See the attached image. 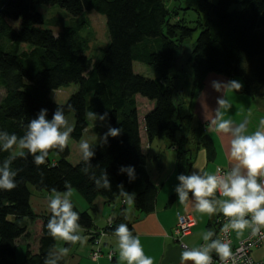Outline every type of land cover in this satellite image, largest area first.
<instances>
[{
	"label": "trees",
	"instance_id": "obj_1",
	"mask_svg": "<svg viewBox=\"0 0 264 264\" xmlns=\"http://www.w3.org/2000/svg\"><path fill=\"white\" fill-rule=\"evenodd\" d=\"M39 5L57 6L76 20L54 33L42 27L45 21L36 10ZM199 6L194 9L199 15L197 25L188 27L173 21L174 10H169L163 0H0V88L4 93L0 131L22 136L27 122L41 109H47V118L51 119L58 105L64 107L66 117L73 114L70 138L75 141L88 127L90 111L107 113L110 127L121 129L118 137H108L107 143L101 140L94 148L88 175L81 172L85 166L82 159L77 164L67 161L68 146L63 152L52 150L49 156L55 153L58 158L48 156L39 167L31 155H16L12 168L20 170L15 178L17 187L0 190V264H17L16 243L30 238L29 221L41 225V234L37 253L31 252L28 242L25 244L23 263L43 264L47 254L55 252L56 240L48 235L46 227L51 213H34L30 186L46 193L53 188L63 192L65 182H69L90 208L97 198L108 205H119L112 224L103 228L106 237L114 236L121 223L127 224L134 235L118 185L135 194L130 205L135 211H154L158 188L145 168L147 154L142 147L136 96L153 102L143 116L147 142L163 138L168 147L176 148L177 170L185 175L199 149L205 150L208 161L216 155L212 138L195 120L193 109L188 112L209 74L238 78L243 87L237 94L264 99V0H218L215 4L201 0ZM92 10L105 17L108 33V43L96 60L87 55L88 41L80 35L85 23L81 16ZM188 41L192 42L188 63L192 65L193 81L186 103L176 84L182 79L183 69L178 72L175 68L177 53ZM134 62L153 67L156 76L136 74ZM70 84L78 87L65 103L51 99L53 91ZM186 104L187 113H182ZM11 155L12 151H0V163ZM157 161L161 166L160 157ZM121 166H134L136 178L129 182L127 173L119 172ZM102 171L108 175L110 189L96 188L90 178L92 173L98 178ZM73 205L93 245L101 229L90 232L94 226L91 214ZM209 227L216 232L215 220ZM58 264H64L63 258Z\"/></svg>",
	"mask_w": 264,
	"mask_h": 264
},
{
	"label": "clouds",
	"instance_id": "obj_2",
	"mask_svg": "<svg viewBox=\"0 0 264 264\" xmlns=\"http://www.w3.org/2000/svg\"><path fill=\"white\" fill-rule=\"evenodd\" d=\"M211 86L223 95L217 98L218 107L215 117L211 120L208 130L213 133L229 134V158L233 162L230 168L215 172H201L194 170L191 174H179L175 193L182 206L191 205L197 212L209 216L219 213L227 218L221 228L222 233L235 232L242 237L250 230V237L264 239V118L259 120L257 129L248 132V121L234 123L232 119H225L226 112L231 108L226 93L238 92L243 85L236 80L227 82L212 81ZM71 108V105L68 106ZM87 117L93 121H103L107 113L98 115L92 111ZM74 127L69 123L63 106L58 105L52 118H47V109H41L36 118L30 119L25 125L22 136L7 131H0V151L11 152L18 149V155H31L33 163L39 167L44 165L52 150L63 152L71 137ZM121 129L109 127L102 140L107 143L108 137H118ZM79 149L84 167L81 172L88 175L92 168L91 160L95 156L94 144L81 139ZM26 150V151H25ZM16 155L0 163V190L12 191L17 187L16 176L19 169H13L12 163ZM120 173H127L129 182L135 177L134 166H121ZM96 188L110 189L108 175L102 171L97 178L94 173L90 176ZM120 195L128 205L134 204L135 194L123 190L118 185ZM65 191L53 188L48 198L47 207L51 215L47 221V233L54 240H61L67 244L77 243L83 246L87 237L81 235L83 231L79 223L80 214L74 210L72 196L74 189L69 182H65ZM219 195V199H216ZM191 196V200H190ZM117 239L119 261L125 264H154L152 257L145 255L138 236L133 235L127 224L121 223L113 232ZM216 233L209 229L202 234L204 243L199 247H184L180 254V264L192 261L193 264H213V255L219 257L220 264H237V255L233 253L231 244L219 238L212 239ZM210 241V242H209ZM68 247H59L55 252H49L43 264H58V261L69 254Z\"/></svg>",
	"mask_w": 264,
	"mask_h": 264
},
{
	"label": "crops",
	"instance_id": "obj_3",
	"mask_svg": "<svg viewBox=\"0 0 264 264\" xmlns=\"http://www.w3.org/2000/svg\"><path fill=\"white\" fill-rule=\"evenodd\" d=\"M190 53L186 58L187 61ZM182 67L183 64L181 65V69H183ZM180 80L181 79L179 78V81ZM214 80L220 82L236 80L242 83V81L238 78H229L214 73H211L206 77L203 88L194 102L193 115L195 120L198 123L202 124L205 132L208 133L212 138L216 155L212 161H208L205 150L203 148L199 149L190 167L189 174H191V172L194 170L213 173L215 172L217 167L228 170L233 163L229 158L231 139L230 135L213 133L208 130L211 120L215 117V109L218 107L217 98L223 95V91L217 92L211 86V82ZM180 89L182 88L178 87V90ZM226 95L229 103L231 104V108L226 112L224 118L232 119L234 123H240L244 120H247L248 132L251 133L255 131L259 125V120L261 118H264V99H253L245 95H239L235 91H229L226 93ZM142 100L146 101V105L148 104L147 108L151 110L153 107V102L143 99L140 96H136L137 105H139V102H142ZM140 135L142 140V147L143 149L145 148L144 151L147 154V161L145 165L146 171L151 182L158 188L155 209L151 213L144 214L135 211L131 206L126 204L123 210L125 211L128 221L133 225L134 235L138 236L141 241L145 255L152 257L154 260V264H180V254L183 248L179 245L178 242H176L173 237V230L175 228L178 217L182 214L190 213L195 219L196 224L193 227L192 232L183 237L181 240L186 247L192 248L199 247L204 243V241L202 240V234L206 230L210 229V223L218 218L221 213H219V210H217V214L211 216L199 213L194 208V201L192 202L193 206L180 205L178 202L177 194L175 193V187L179 183V181L177 180V176L180 174L177 170L176 165L177 149H168L166 147L167 143L163 138H155L152 142L148 143L146 140L144 128L143 130L140 129ZM159 157L162 161L161 166L158 165L157 161ZM30 192L32 195L31 190ZM171 197L172 201L169 202ZM219 198V195H217L216 199ZM40 205H42L41 209L36 211L32 209L34 213L36 215L47 214L49 210L48 207L45 206L44 201L43 203L35 202V206ZM94 205V208H90V206H88V204L86 203V205L80 208L81 210L89 211L90 214L92 211L101 212V221L97 218H93L91 214L94 226L90 232L98 231L104 228L106 226V219H108L110 216H115L120 211L119 205L117 207L105 204L102 198H97ZM75 206L77 207L76 204ZM37 229V238L39 240L41 227L38 224ZM212 230L215 232L214 229ZM247 232L248 231H245L244 235L239 238L237 237L235 232H232L233 242L236 243L238 240L243 239L246 236ZM81 234L87 237V248H85L84 250L87 254L93 248L91 242L88 241L91 236L84 234V231H82ZM25 244L26 242L24 244L16 243V248L20 245L24 246L26 250ZM70 247L72 246L69 244L68 248ZM110 249L115 253L112 260H109L105 256H101L97 261H92L91 259H89V257H87L86 259L79 257L78 260H80V264H125V262L119 261L117 239L114 236L106 237L102 245L103 252H106ZM30 250L33 254L37 253L38 242L36 247L30 246ZM251 254L255 260L264 263V244L254 248ZM185 264H193V262L187 261L185 262Z\"/></svg>",
	"mask_w": 264,
	"mask_h": 264
},
{
	"label": "rangeland",
	"instance_id": "obj_4",
	"mask_svg": "<svg viewBox=\"0 0 264 264\" xmlns=\"http://www.w3.org/2000/svg\"><path fill=\"white\" fill-rule=\"evenodd\" d=\"M165 6L169 10H174V16L173 21H179L182 24L188 26V27H195L197 25L198 21V12L196 10L199 9V3L201 0H163ZM212 4H215L218 0H209ZM188 8V9H187ZM190 8V9H189ZM192 8V9H191ZM231 7V9H233ZM196 9V10H194ZM36 10L43 16L44 18V25L43 28L51 29L54 33L61 30L64 26H70L76 20L74 17L68 15L66 11L63 9L57 7V6H48V5H39L36 7ZM81 20H84V27L80 32V35L87 39L88 41V49H87V55L90 56L93 60H96L99 56V53L101 49H103L107 43H108V33L106 28V22L105 17L98 13L95 10H92L90 12H85L81 16ZM195 37H193L192 41H194ZM22 49H26L25 46H21ZM192 48V42L188 41L184 44L182 49H179L177 55L178 59L176 60V68L175 70L179 72L181 65L183 64V76L182 79L179 81L177 80V87H180L182 89V96L185 100L184 102L189 101V92L193 81V69L191 63H188L186 58L188 57L190 51ZM133 70L136 74L154 78L156 76V71L153 67L148 66L144 63L134 62L133 63ZM181 71V70H180ZM76 84H70L68 87L53 91L51 93V99L58 103L63 104L67 101L69 96L75 92L77 89ZM3 90L0 88V100L3 96ZM144 99V98H143ZM191 105H193L192 102H190ZM189 103V104H190ZM139 116H140V129L143 130V115L149 110L147 108L148 104L146 105V101L142 100V102H139ZM187 104L183 108L182 113H187ZM192 107L189 106V111H192ZM67 119L69 123L73 126L74 124V117L73 114H69L67 116ZM87 124L88 127L83 132L81 139L88 140L90 143L94 144V148L97 146V144L102 140V137L104 136V133L108 131V128L110 127V124L107 120V118L103 121H100L99 119L96 121H93L87 117ZM179 138V136H178ZM80 139V140H81ZM79 141H75L72 138H70L68 142V147L70 149V154L67 157V161L70 164H77L81 159L82 155L79 149ZM165 140V139H164ZM158 141V140H157ZM166 141V140H165ZM167 143V142H166ZM168 149H171L170 147L166 146ZM145 149V148H144ZM18 149H13L12 154L17 155ZM26 151V150H25ZM50 159H57L58 156L55 153H52L49 156ZM30 190L32 191L31 195V207L34 211L41 209V206H35V202L39 203L44 201L45 206H47L48 198L51 193H46L43 191H38L34 187L30 186ZM40 199V200H38ZM43 200V201H42ZM72 203L76 204L79 210L80 208L86 205L83 198L78 194L75 190L72 196ZM130 206V205H129ZM93 218H97L101 221V212L99 211H92L91 212ZM189 214V213H185ZM222 215V214H221ZM220 215V216H221ZM112 217V216H111ZM107 220V219H106ZM217 222V218L215 219V225ZM40 227L41 225L38 224ZM107 225V224H106ZM28 230L30 231V238L27 240L20 239L17 240L18 244H24L25 242H28L29 246L36 247L38 242V229H37V223L35 222H28ZM103 230V228L101 229ZM99 231V230H98ZM192 232V231H191ZM41 234V231H40ZM81 234V233H80ZM82 235V234H81ZM40 237V236H39ZM105 239V238H104ZM69 244L66 245L64 241L56 240V246L55 250L59 247H68ZM69 254L63 258L64 264H80V260H78L79 257L86 259L89 257V252L85 253V248H87V243H85L83 246L81 244L77 243L75 245H71ZM93 246V245H92ZM183 248V247H182ZM24 252L25 247L24 246H18L16 248V256H17V264H24ZM83 252V253H82ZM90 259V258H89ZM67 261V262H65ZM93 261V260H92Z\"/></svg>",
	"mask_w": 264,
	"mask_h": 264
},
{
	"label": "built area",
	"instance_id": "obj_5",
	"mask_svg": "<svg viewBox=\"0 0 264 264\" xmlns=\"http://www.w3.org/2000/svg\"><path fill=\"white\" fill-rule=\"evenodd\" d=\"M217 168H220L222 171H226V169H223L221 167ZM121 204H125V200H122ZM112 222L113 220L110 216L107 219L106 224L111 225ZM226 222L227 218L224 217L223 214L217 218L215 232L216 235L214 239L219 238L231 244L233 253L237 255V264H264L261 261L255 260L251 254L254 248L264 244V239H261L260 237H250V230H248L246 236L243 239H240L236 243H234L232 240V231L227 234L221 232V228ZM195 224V219L190 213L182 214L178 217L175 228L173 230V237L181 247H185V244L181 241L182 238L191 233ZM262 231H264V229H262ZM105 237L106 234L104 230H100L98 235L94 238L92 246L93 248L89 252V258L91 260L97 261L102 255L106 256L109 260H112L114 258L115 253L113 250L110 249L106 252L102 251V245ZM211 254L213 255V264H220L219 257L216 256L214 252ZM229 264H231L230 261Z\"/></svg>",
	"mask_w": 264,
	"mask_h": 264
}]
</instances>
